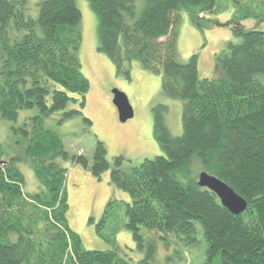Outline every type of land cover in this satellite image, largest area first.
<instances>
[{"label":"trees","instance_id":"1","mask_svg":"<svg viewBox=\"0 0 264 264\" xmlns=\"http://www.w3.org/2000/svg\"><path fill=\"white\" fill-rule=\"evenodd\" d=\"M88 1L99 17L98 50L119 71L124 53L140 60L162 74L166 95L184 101L180 136L171 134L156 108L163 155L125 171V158L111 162L106 145L97 140L92 156L91 173L99 177L111 170V182L129 195L125 227L144 253L140 263L153 264L156 254L155 241L143 230L197 247L199 223L207 244L205 264L216 258L217 264H264V30L246 29L236 17L241 42L231 43L218 58L217 76L200 78L197 54L187 63L176 60L177 10L196 5L198 14L192 13L199 17L214 11L218 0ZM25 4L0 0V115L16 121L21 110H38L31 137L24 127L14 129L27 134L40 189L24 191V175L14 159L3 161L0 144V264H132L116 249H85L70 227L68 168L58 159L86 168L89 159L70 155L62 138L44 127L46 117L62 112L64 121L83 115L86 106L90 83L78 55L81 11L75 0H42L33 18ZM70 101L80 108L68 109ZM193 160L241 195L246 210L233 214L199 185V175L189 177Z\"/></svg>","mask_w":264,"mask_h":264},{"label":"rangeland","instance_id":"2","mask_svg":"<svg viewBox=\"0 0 264 264\" xmlns=\"http://www.w3.org/2000/svg\"><path fill=\"white\" fill-rule=\"evenodd\" d=\"M42 0H26V12L33 18L39 16ZM82 18L78 25L82 40L78 51L82 72L90 83L83 115L92 124L77 115L61 121L62 112L44 119V127L59 135L65 150L83 154L89 159L86 168L80 164L58 159L68 168L66 180L69 200L68 221L70 227L80 235L87 250L116 249L122 257L131 259L132 264H141L144 253L140 252L132 232L125 227L126 204L129 195L111 182V170L97 177L91 173L92 156L96 142H104L108 159L116 156L125 158L122 168L130 171L145 159L163 155L164 150L155 131L156 114L159 113L173 136L183 134V105L181 99L166 95L162 88V74L146 68L138 59H129L124 53L122 70L119 71L108 55L98 50L99 17L88 0H75ZM196 5L180 6L177 10L175 31L177 32L176 60L187 63L194 54L198 55L200 78L217 76L218 58L229 51L231 43L241 42L234 27L235 18L246 29L264 30V0H218L214 11L198 16ZM196 12V17L192 12ZM2 55L0 51V68ZM114 89L124 92L133 107L134 117L122 122L113 103ZM73 97L78 98L73 95ZM79 109L78 101H70L68 109ZM36 108L23 109L16 121L3 119L0 115V144L3 146V161L14 159L16 167L25 178L24 191L34 194L40 183L28 155V137L32 136L37 116ZM16 128H25L29 135ZM189 177L197 178L203 171L196 160L190 165ZM114 202L111 209L108 206ZM107 220H102L105 212ZM197 247H184L179 241L158 232L143 230L146 237L156 243L153 264H205L207 244L202 226L197 223ZM218 258L213 264H217Z\"/></svg>","mask_w":264,"mask_h":264},{"label":"water","instance_id":"3","mask_svg":"<svg viewBox=\"0 0 264 264\" xmlns=\"http://www.w3.org/2000/svg\"><path fill=\"white\" fill-rule=\"evenodd\" d=\"M112 93L113 103L118 109L120 120L126 122L134 117V110L128 96L119 89H114ZM198 182L200 186L212 190L221 200L222 205L233 214H241L246 210L247 201L217 176L202 171Z\"/></svg>","mask_w":264,"mask_h":264}]
</instances>
